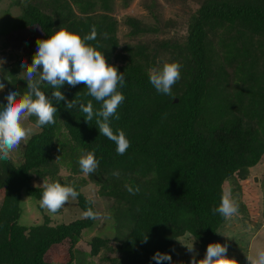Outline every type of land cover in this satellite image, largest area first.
I'll use <instances>...</instances> for the list:
<instances>
[{
	"label": "trees",
	"instance_id": "trees-1",
	"mask_svg": "<svg viewBox=\"0 0 264 264\" xmlns=\"http://www.w3.org/2000/svg\"><path fill=\"white\" fill-rule=\"evenodd\" d=\"M132 1L27 0L25 6L12 0L17 14L0 15V50L10 45L12 33L31 25L40 28L41 40L60 29L83 38L95 25L102 45L97 50L126 79L118 88L125 96L117 109L120 119L113 118L110 126L114 132L123 130L130 141L126 153L118 155L115 143L100 135L95 118L86 122L78 106L70 111L65 101L53 100L58 108L55 123L37 127L21 143L15 160L0 161V264H85L86 256L97 255L101 248L114 250L101 237L93 238L88 254L76 249L92 219L52 225L45 217L41 223H20L23 197L40 200L44 191V186L33 185L34 177L73 186L83 212L88 207L96 211L82 191L88 183L112 199L108 210L117 255L107 257L108 264H156L152 257L157 251L172 257L174 241L189 233L199 247L196 260H202L227 221L213 212L226 181L235 184L232 196L238 195L239 212L245 211L240 181L264 155V0H190L182 35L161 38L160 27L169 22L155 9V0H149L143 5L150 22L127 15L123 23L132 37H156L120 45L113 13L117 7L128 9ZM86 43L95 47L97 41ZM36 48L30 49L26 65L22 58H13L0 67L5 83L0 97L27 90L23 69L32 63ZM173 61L182 65L181 79L172 88L175 98L157 93L148 76L151 68ZM42 90L51 96L48 86ZM60 91L69 101L92 100L94 108L101 106L86 95L84 84H65ZM6 103L0 100V105ZM29 123L36 126V117H29ZM93 150L99 169L86 175L79 159ZM126 185L139 186L140 192L131 195ZM64 241L68 247L60 255L63 260L59 254L50 257Z\"/></svg>",
	"mask_w": 264,
	"mask_h": 264
},
{
	"label": "clouds",
	"instance_id": "clouds-1",
	"mask_svg": "<svg viewBox=\"0 0 264 264\" xmlns=\"http://www.w3.org/2000/svg\"><path fill=\"white\" fill-rule=\"evenodd\" d=\"M27 6V0H22ZM98 32L93 25L91 32L83 38L70 31L60 29L47 39H38L37 48L32 63L24 67L23 80L26 81V91L21 95L16 90H11L5 100V105H0V161H7L13 151L20 148L21 143H27L33 134L31 127H24L22 121L29 117H36V127L52 125L55 123V114L58 108L54 106L53 100L58 104L65 101V108L72 110L77 108L84 115L86 122H92L95 118V125L100 135L107 137L116 145V153L124 155L130 147V141L126 138L123 130L114 132L111 120L120 119L117 112L118 107L125 100V96L118 91L126 84L124 72L121 73L115 66L106 62L104 54L97 50L102 45L97 40ZM97 41L96 46L86 42ZM4 60L0 59V67ZM182 65L179 62H165L162 67L149 70V82L157 93L174 97L173 86L181 79ZM10 83V81L8 80ZM67 84L75 87L84 84L87 89L86 95L100 103V108H94L92 100L86 104L74 98L67 100L61 87ZM48 86L51 91L49 97L42 90ZM5 88V83L0 80V91ZM79 166L86 175L95 174L99 169V160L95 157V150L88 152L79 159ZM119 178V172H113ZM44 191L40 198V207L51 214L58 213L67 203L78 198L79 192L70 185L62 186L59 182L43 183ZM131 195L140 192L139 186L133 188L126 185ZM91 204L94 201L89 200ZM214 213L220 214L225 219L238 214L239 204L232 198L230 192L221 197L220 205L213 209ZM86 219L93 221L105 217L93 208L88 207L83 212ZM222 235V234H221ZM145 235L143 242H147ZM179 242L192 255L190 264H232L233 259L227 257V245L210 243L207 246L205 256L197 261L198 252L195 248L196 237L188 234V242ZM250 264H264V250L259 251L255 259L247 257ZM152 259L156 264L163 261L171 262L172 257L167 253L157 251Z\"/></svg>",
	"mask_w": 264,
	"mask_h": 264
},
{
	"label": "rangeland",
	"instance_id": "rangeland-1",
	"mask_svg": "<svg viewBox=\"0 0 264 264\" xmlns=\"http://www.w3.org/2000/svg\"><path fill=\"white\" fill-rule=\"evenodd\" d=\"M116 2L119 3V0H116ZM145 2L148 3L149 0H133L128 9L117 7L113 13L118 21L116 36L120 45L125 42H138L141 39L149 41L152 40L153 37H156V34L137 35L132 37L129 34L128 27L123 23V17L127 15L141 18L145 20V22H150V20H147V8L143 5ZM155 2V9H158V13L162 14L163 21L169 22V24L160 27L161 30L157 36L161 38L175 34L182 35L185 31L182 27L184 17L186 13L192 10V8H189L190 0H155ZM18 10L19 7L13 5L12 0H0V15L5 12L14 16L17 14ZM164 31L165 33H163ZM11 36L10 45L4 50H0V59L5 62H12L13 58H15V60L22 58L24 65H26V59L29 56L30 49L33 48L36 45V41L42 37L40 28L37 25H31L18 32L12 33ZM7 94V92L2 93L0 100H5ZM22 124L24 127H31L33 132L38 131V128L34 124L29 123V118L23 120ZM17 157L18 151L15 150L11 153L10 158L15 160ZM62 173H64V170H62ZM64 175H67V172H65ZM44 182L45 180L42 178H33L34 186H43ZM234 186L235 184L233 185L226 181L223 185L224 193H231V188H234ZM239 186L241 191L239 196L240 200L245 204V211L242 213L238 212L237 215L227 219L215 243H220L222 245L226 244L228 246L226 255L228 258L233 259L232 264H250L247 257L255 259L257 253L264 250V155L258 164L249 169L248 177L241 180ZM82 191L87 197L94 201L95 210L100 212L105 218L95 220L91 227L82 230L75 247L78 251L87 252L88 254L94 237H101L109 240L108 244H110L114 250L109 251L106 248H101L97 255H87L85 258V264H88L89 260H91V264H108L109 261L106 258L115 257L117 255L116 241L113 240L115 235L113 219L109 217L110 212L108 210L112 199L100 196L90 183L85 185ZM232 195L231 193V196ZM234 195L235 196H232L233 199L238 198V195ZM39 201L40 200H36L31 196L23 197L22 212L19 219L20 223H41L45 217H48L50 220L49 223L54 225L58 223H69L84 217L83 211L77 205L76 200H70V202L56 214H51L46 209L41 208ZM245 213L246 218L243 216ZM179 240L182 243L188 242V234L174 241L171 264H190L192 255L186 251V248ZM67 247L68 242L64 241L62 247L55 248L56 253L51 254L50 257L59 254V259L62 261L63 259L60 258V255L67 251ZM195 248L199 255L200 251L197 242H195ZM52 262V264L58 263L56 260Z\"/></svg>",
	"mask_w": 264,
	"mask_h": 264
}]
</instances>
